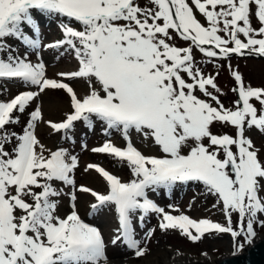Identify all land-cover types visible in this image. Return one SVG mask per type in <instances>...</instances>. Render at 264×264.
Segmentation results:
<instances>
[{
    "label": "snow or ice",
    "instance_id": "snow-or-ice-1",
    "mask_svg": "<svg viewBox=\"0 0 264 264\" xmlns=\"http://www.w3.org/2000/svg\"><path fill=\"white\" fill-rule=\"evenodd\" d=\"M45 19L57 23L60 39L44 43ZM194 48L206 62L233 54L264 56V0H0V264H118L109 259L100 229L78 214L77 192L95 197L90 216L114 206L118 228L110 243L137 258L150 252L145 240L155 229L137 238L134 217L142 228L152 213L160 217L161 230L178 229L191 242L214 232L230 234L237 250L244 247L239 237L252 244L256 226L264 227V159L247 133L264 132V87L246 85L229 64L238 99L225 107L216 76L197 64ZM45 50L56 52L57 60L70 56L75 70L49 77ZM77 78L91 88L83 97L71 84ZM46 90L69 97L71 111L61 122L43 120L37 101ZM96 120L108 138L91 151L126 163L131 172L123 181L88 164L85 171L93 169L105 180L106 194L77 187L78 155L63 146L46 149L36 135L44 122L74 142L76 122L93 131ZM214 122L233 133L213 134ZM113 131L124 146L113 142ZM133 131L151 139L161 154L145 155L133 143ZM81 147L87 148L86 134ZM189 182L202 183L216 197L213 207L221 206L226 223L172 215L149 196ZM64 195L71 211L61 218L57 209ZM184 257L175 249L169 264H183Z\"/></svg>",
    "mask_w": 264,
    "mask_h": 264
},
{
    "label": "rangeland",
    "instance_id": "rangeland-1",
    "mask_svg": "<svg viewBox=\"0 0 264 264\" xmlns=\"http://www.w3.org/2000/svg\"><path fill=\"white\" fill-rule=\"evenodd\" d=\"M198 18H200L199 15ZM73 26L79 27L78 24H74ZM253 26H257L255 20L253 21ZM41 28L42 35L45 38L44 43L61 38V31L56 22L46 19L42 20ZM241 38L244 39L242 36ZM9 42L13 44L19 43L11 38L9 39ZM177 42L182 46H188L189 43L179 40ZM20 47L21 52H23V46ZM60 51L62 52L63 49ZM193 54L197 64L202 68L206 75L211 74L216 76V83L221 89L219 100L225 107H233L234 102L237 100L236 93L232 91V89L236 87L237 82L230 73L229 64L234 70H238L242 74V78L246 85L264 87V56L257 57L246 55L240 57L233 54L228 59L214 58L211 62H206L207 58L195 48L193 49ZM42 55L43 61L46 64V73L49 77L54 78L58 73L75 70L77 62L70 56L64 55L57 60L55 59L57 53L52 50H45ZM32 59L35 62L36 56L33 55ZM216 73H219V75H216ZM189 82H191L190 79ZM71 84L80 97L87 95L91 91L88 82L84 78H77L72 81ZM92 87L98 89L99 85L93 81ZM12 91L15 92L16 89L13 88ZM197 94L200 95L201 98H205L199 92H197ZM210 102L213 103V106H216L214 101ZM37 104H39L42 109L44 121L51 120L52 122H61L64 119L65 112L71 111L68 95L60 90H46L42 95V99L37 101ZM35 106V104L32 105L28 111H31ZM26 117L27 113L21 118V126L15 128L17 132L20 131ZM103 127V122L96 120L94 130L88 131V129L84 127L82 121L76 122L75 131L73 133V142L66 141L62 138L63 134L61 132H57L46 123L40 122L36 128V135L46 149L55 151L59 146H63L71 153L78 155L80 164L75 172L77 187L84 185L94 191L106 194L107 185L105 180L93 169L85 171L88 164H99L107 171L119 176L123 181H127L131 178V172L126 163L119 162L116 158L111 157L108 154L93 153L91 151L93 147L102 145L108 138L102 131ZM211 131L213 134L218 135L232 134L234 129L231 126L222 125L220 122H214L211 126ZM85 134L87 138V148L82 149V136ZM247 135L253 141L254 147L258 149L259 157L264 159V132L254 129L249 131ZM111 139L117 145L124 146L125 142L118 132L113 131L111 133ZM132 141L145 155L161 154L159 147L156 146L151 139H144L134 131L132 132ZM206 142L207 141H205V143ZM233 150L235 151V147H233ZM185 151H187V149H185ZM45 155H47V152H45ZM69 191L70 188L64 186V192L67 193ZM149 196L160 206L164 207L166 212H170L172 215L186 214L190 218L196 220L209 218L214 222L226 223L225 217L220 210L221 206H217L216 208L213 207L216 203V197L213 194L208 193L205 186L200 182H189L186 185L178 184L171 192L160 190L158 194L149 192ZM59 201L57 212L61 218H63L71 211L70 200L67 195H64L59 198ZM75 203L76 210L81 219L86 223L98 227L102 232L105 241L108 244L107 255L110 260L116 256H121L134 262H142L144 258L150 256L154 251L167 245L173 246L181 251H190L193 255L197 256H201L203 253H208L215 256L216 260H220L222 257H225L228 252H230V254L245 252L246 248L249 246L244 237H239L238 240L240 243L244 244V247L243 249L237 250L233 246V238L230 234H217L214 232L206 234L200 242H191L188 238L183 236L178 229L161 230L159 227L160 217L157 214L152 213L146 217L142 228L139 226L138 220L134 217V223L137 225V238H143L144 234L149 229H155L154 234L145 240L150 252L143 258H137L132 250L125 249L119 244L113 247L110 243L115 235V229L118 228L117 215L114 206H108V208L102 211L99 215L90 216V205L96 203L95 197L90 193L77 192V200ZM168 205H174V208H169ZM189 205H191V207H189ZM138 215L139 213L136 214V216ZM236 219L237 216L234 214V227ZM256 232L257 236L264 233V227L256 226ZM256 237H254L253 240Z\"/></svg>",
    "mask_w": 264,
    "mask_h": 264
},
{
    "label": "bare ground",
    "instance_id": "bare-ground-1",
    "mask_svg": "<svg viewBox=\"0 0 264 264\" xmlns=\"http://www.w3.org/2000/svg\"><path fill=\"white\" fill-rule=\"evenodd\" d=\"M263 236L264 233L259 234L256 238ZM175 249H176L175 247L170 245L164 246L154 251L150 256L144 258L142 262H134L130 259L121 256H116L111 260L118 262V264H169V255ZM182 252L185 253L183 263L218 264L217 263L218 260H216V257L211 254L207 253V256L203 254L201 256H197V255H193L190 251L185 250ZM229 254L230 252H228L226 256Z\"/></svg>",
    "mask_w": 264,
    "mask_h": 264
},
{
    "label": "water",
    "instance_id": "water-1",
    "mask_svg": "<svg viewBox=\"0 0 264 264\" xmlns=\"http://www.w3.org/2000/svg\"><path fill=\"white\" fill-rule=\"evenodd\" d=\"M237 95V93H236ZM238 99V95H237ZM218 264H264V236L255 238L245 252L229 254L217 261ZM202 264V263H183Z\"/></svg>",
    "mask_w": 264,
    "mask_h": 264
}]
</instances>
